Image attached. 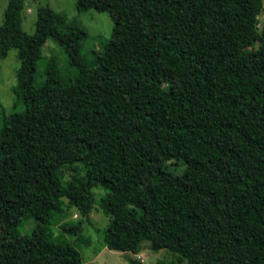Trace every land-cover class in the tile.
Segmentation results:
<instances>
[{
	"label": "trees",
	"instance_id": "1",
	"mask_svg": "<svg viewBox=\"0 0 264 264\" xmlns=\"http://www.w3.org/2000/svg\"><path fill=\"white\" fill-rule=\"evenodd\" d=\"M24 4L8 0L0 24V61L11 49L19 61L0 116V264H84L77 247L92 241L68 216L96 202L100 248L264 264L262 0H76L113 22L90 58L74 47L86 30L48 6L25 32ZM47 40L72 74L44 56ZM74 164L83 174L64 180Z\"/></svg>",
	"mask_w": 264,
	"mask_h": 264
},
{
	"label": "rangeland",
	"instance_id": "2",
	"mask_svg": "<svg viewBox=\"0 0 264 264\" xmlns=\"http://www.w3.org/2000/svg\"><path fill=\"white\" fill-rule=\"evenodd\" d=\"M7 3L8 0H0V24L2 23ZM40 6H48L66 14L67 17L75 19L78 25L86 30L88 34L87 38L82 40L74 39L76 51H80L86 58H90L94 52L103 51L102 45L105 40L110 37L113 26L112 19L108 13L97 12L93 9L77 12L76 0H25L22 26L28 34L34 32L36 12L37 8ZM257 17V27L260 32L264 23V0H262V7ZM43 54L47 58L54 56L58 61L59 68L65 74H72L73 69L68 66L62 47L58 43L53 40H47L43 48ZM18 66L19 61L15 49H11L7 56L0 61V116L2 113L8 114L12 110V87L16 83L15 76ZM168 163L171 169L173 167L174 173L181 172L182 166L180 163L175 161H168ZM78 168V164L63 167L61 169L63 179L68 180L73 176L83 174ZM94 192L95 199L98 200L103 193V189L101 187H96L94 188ZM68 217L72 220H80L84 233L89 236L92 241L89 248L77 247L84 257V264H128L130 257L139 258L144 264H155L159 259H175L174 253L169 250L160 249L158 251H152L146 241L142 243L141 251L138 254H132L128 251L110 250L106 247L100 248V238L102 239V231L107 224L108 217L103 213L97 202L91 209L88 218L80 215L75 208L69 211ZM31 223L32 222H28L25 224L22 227V231H28L32 227ZM4 231V227L0 224V235H2ZM55 231H58V227H55ZM98 248L100 249L97 250Z\"/></svg>",
	"mask_w": 264,
	"mask_h": 264
}]
</instances>
